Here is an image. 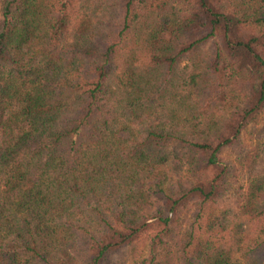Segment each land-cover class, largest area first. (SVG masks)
Wrapping results in <instances>:
<instances>
[{
	"label": "trees",
	"instance_id": "16d2710c",
	"mask_svg": "<svg viewBox=\"0 0 264 264\" xmlns=\"http://www.w3.org/2000/svg\"><path fill=\"white\" fill-rule=\"evenodd\" d=\"M262 112L264 0H0V264H264Z\"/></svg>",
	"mask_w": 264,
	"mask_h": 264
},
{
	"label": "rangeland",
	"instance_id": "374dc122",
	"mask_svg": "<svg viewBox=\"0 0 264 264\" xmlns=\"http://www.w3.org/2000/svg\"><path fill=\"white\" fill-rule=\"evenodd\" d=\"M253 147H256L257 154L250 160L248 152ZM221 156L231 166L230 185L225 194V200L230 201L240 185L245 184L251 176L264 174V112L242 129L238 139L224 148ZM146 252L144 241H138L121 247L112 254L111 259L115 264H136Z\"/></svg>",
	"mask_w": 264,
	"mask_h": 264
}]
</instances>
